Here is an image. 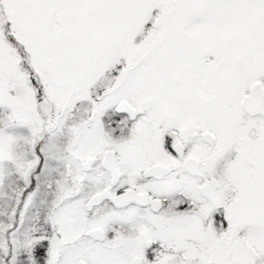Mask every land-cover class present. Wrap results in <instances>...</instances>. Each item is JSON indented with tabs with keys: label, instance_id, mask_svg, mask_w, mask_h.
Here are the masks:
<instances>
[{
	"label": "snow or ice",
	"instance_id": "1",
	"mask_svg": "<svg viewBox=\"0 0 264 264\" xmlns=\"http://www.w3.org/2000/svg\"><path fill=\"white\" fill-rule=\"evenodd\" d=\"M0 264H264V0H0Z\"/></svg>",
	"mask_w": 264,
	"mask_h": 264
}]
</instances>
